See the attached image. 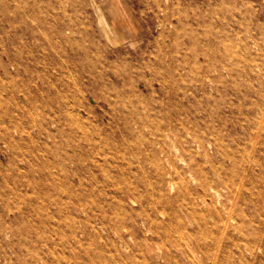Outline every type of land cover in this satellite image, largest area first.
<instances>
[{
  "label": "rangeland",
  "instance_id": "obj_1",
  "mask_svg": "<svg viewBox=\"0 0 264 264\" xmlns=\"http://www.w3.org/2000/svg\"><path fill=\"white\" fill-rule=\"evenodd\" d=\"M0 264H264V0H0Z\"/></svg>",
  "mask_w": 264,
  "mask_h": 264
}]
</instances>
